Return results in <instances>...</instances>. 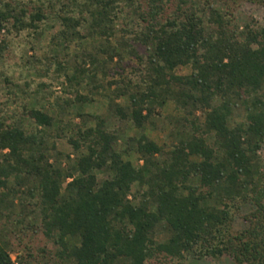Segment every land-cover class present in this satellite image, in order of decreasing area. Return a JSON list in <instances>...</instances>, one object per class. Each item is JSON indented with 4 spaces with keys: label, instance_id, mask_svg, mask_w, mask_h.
<instances>
[{
    "label": "trees",
    "instance_id": "trees-1",
    "mask_svg": "<svg viewBox=\"0 0 264 264\" xmlns=\"http://www.w3.org/2000/svg\"><path fill=\"white\" fill-rule=\"evenodd\" d=\"M54 3L60 30L52 39L64 50L74 39L97 40L65 76L69 86H87L98 72L105 77L124 55L137 59L140 76L136 84L108 82L117 86L107 105L124 130L87 114L70 127L74 164L66 169L55 163L60 153L49 156L55 148L46 131L54 116L24 108L36 126L26 131L0 114V220L16 204V225L24 234H43L55 247L48 252L53 264H154L159 256L173 264L186 256L264 264V174L257 165L264 145V24L240 28L234 16L241 4L264 8V0H56L57 10ZM26 14L0 1V31L8 24L16 33L38 31L43 9ZM186 67L188 74L177 73ZM74 90L70 104L94 101ZM120 97H127L125 108L116 103ZM169 103L183 117L169 133L170 146L158 145L144 129ZM239 107L244 120L231 125ZM159 225L168 231L161 242ZM11 253L0 237V264H14ZM15 259L22 264L20 255Z\"/></svg>",
    "mask_w": 264,
    "mask_h": 264
},
{
    "label": "rangeland",
    "instance_id": "rangeland-1",
    "mask_svg": "<svg viewBox=\"0 0 264 264\" xmlns=\"http://www.w3.org/2000/svg\"><path fill=\"white\" fill-rule=\"evenodd\" d=\"M4 4H9L19 14L20 9L27 12V16L34 12L37 7L43 9L46 19L39 23V30L34 31L25 29L16 33L11 24L6 25V28L0 31V114L8 118V121H16L26 131H33L36 126L24 113V108L42 109L56 119V124L46 131L48 144H54L55 150H50L49 156L54 160L57 153L58 165L63 169L71 167L74 162L73 151L67 143V137L71 135L70 127L74 129L81 126L82 119L85 114L93 116H101L105 118L110 127L116 126L125 129L123 123L117 122L113 118L114 113L108 108L109 98L113 96L112 90L120 85V81L125 79L131 80L136 84L139 80L137 59L124 55V59L118 64L117 58L107 67L108 74L103 77L100 72L96 78L85 85L86 81L81 83L77 88L75 85L69 86L66 83L65 76L72 75L74 68L81 62L82 54H92L97 40L87 38L79 41L74 39L67 44V49L64 50L57 32L60 30L55 19V15L51 9V2L54 3V8L57 10L58 4L56 0H0ZM171 7H167L166 13ZM235 24L242 28L245 25L252 27H260L264 24V8L254 4L243 3L235 11ZM121 34L116 33L115 38L110 40L114 43L119 39ZM77 58L75 59V57ZM70 61V64L68 62ZM62 65L63 69L59 68ZM89 64L85 68H89ZM177 73L185 75L189 73V68H179ZM108 82H115L109 86ZM94 86H100L93 89ZM79 95L89 96L93 98L92 103H73L75 100V90ZM133 91V87L131 88ZM116 103L121 107L128 105L127 97H120ZM156 115L150 119L151 123L145 126L144 133L158 145L166 144L170 146L172 138L169 137L170 131L177 127L176 121L183 117L180 110L175 109L172 103L167 104L162 109H155ZM199 111L195 116H199ZM192 119V117H188ZM244 120V110L236 108L231 118V125ZM172 123V124H171ZM72 125V126H71ZM58 127L61 132H57ZM128 136H133L136 131L128 129ZM208 143L212 144V140L208 138ZM168 149V148H165ZM130 158L135 164L137 155L132 154ZM69 155L70 160L66 159ZM257 165L261 173L264 174V145L258 151ZM135 188V187H134ZM247 190L243 194H246ZM245 210L249 206L244 207ZM16 204L14 214L9 218L0 220V237L1 241L8 243L11 253V258L14 264H17L16 255L21 256V262L24 264H53L49 258L48 252L55 250V247L43 236L40 231L21 232V226L16 225ZM236 228L243 227L241 218L236 220ZM157 242H161L168 237V231L159 225L157 227ZM31 254V258L27 256ZM154 264H173L177 261L170 260L159 256L152 261ZM181 264H233L229 257H222L219 260L209 258L197 260L191 257H184Z\"/></svg>",
    "mask_w": 264,
    "mask_h": 264
},
{
    "label": "built area",
    "instance_id": "built-area-1",
    "mask_svg": "<svg viewBox=\"0 0 264 264\" xmlns=\"http://www.w3.org/2000/svg\"><path fill=\"white\" fill-rule=\"evenodd\" d=\"M67 181H69V179H67Z\"/></svg>",
    "mask_w": 264,
    "mask_h": 264
}]
</instances>
